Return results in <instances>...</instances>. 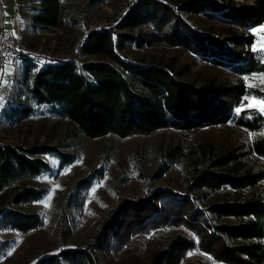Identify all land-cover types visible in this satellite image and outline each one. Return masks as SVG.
I'll return each instance as SVG.
<instances>
[{
  "label": "trees",
  "instance_id": "16d2710c",
  "mask_svg": "<svg viewBox=\"0 0 264 264\" xmlns=\"http://www.w3.org/2000/svg\"><path fill=\"white\" fill-rule=\"evenodd\" d=\"M39 1L32 26L68 30L62 0ZM262 24L264 0H177L176 5L135 0L114 26L89 30L67 58L49 57L40 64L22 53L18 87L1 111L0 121L7 126L48 116L71 122L87 139L151 135L161 129L186 133L217 125L250 136L246 150L205 141L189 153L180 143L170 145L162 153L165 171L189 157L182 192L158 188L148 197L122 200L91 245L36 264H104L101 249L110 241L166 227L188 233L171 237L144 264H182L194 250L221 264H264V167L252 159L264 160V113L257 108L237 112L249 98L264 99V90L249 81L264 75V58L252 50V31ZM162 44L195 60L153 56L132 61L124 54ZM198 60L232 78H203L193 70ZM44 155L56 159L57 167ZM74 160L60 146L0 141V200L5 202L0 225L21 233L40 228L41 215L19 207L42 197L44 189L32 182L61 172ZM125 264L138 263L134 257Z\"/></svg>",
  "mask_w": 264,
  "mask_h": 264
},
{
  "label": "rangeland",
  "instance_id": "374dc122",
  "mask_svg": "<svg viewBox=\"0 0 264 264\" xmlns=\"http://www.w3.org/2000/svg\"><path fill=\"white\" fill-rule=\"evenodd\" d=\"M134 1L62 0L70 24L68 30H48L32 26V15L42 6L39 0H0V44L2 39L13 36L16 42L25 46L16 49L17 56L0 61V118L4 104L14 98L18 87L22 64L19 58L22 53L40 64L49 57L67 58L89 30L114 26ZM163 1L173 5L177 3V0ZM261 26L252 31L256 36L252 50L264 58V50L260 47L264 42V32L254 31ZM7 51H10L9 48ZM124 54L132 61H149L153 56H178L180 63L195 60L192 55H181L177 48L163 44L133 47ZM193 70L203 78H232V74L225 70L199 60ZM262 78L264 75H254L249 81L264 90ZM259 101L264 99L249 98L247 105L240 109L254 108L251 105ZM249 137L243 130L217 125L186 133L161 129L151 135L126 138L107 135L87 139L78 134L74 124L54 117L32 118L11 127L0 121L1 142L26 147L50 144L75 155L74 162L61 172L55 171L32 182L44 189L42 197L19 207L25 212L40 214L43 220L40 228L21 233L0 225V264H36L50 255L89 246L109 211L120 201L148 197L158 188H173L182 192L188 179L189 157L165 171L161 168L162 153L170 145L180 143L189 153L199 142L205 141L237 145L246 150ZM43 158L57 167L58 161L53 157L44 155ZM252 159L258 162V166L264 167V160ZM260 186L264 188V180ZM217 197L224 196L218 194ZM4 204L0 200V209ZM179 233L188 231L180 227H166L145 236L130 235L127 241L120 243L110 241L106 250L101 249L103 262L125 264L135 257L138 264H144L154 250L163 247ZM202 263L221 264L200 250L190 252L182 264Z\"/></svg>",
  "mask_w": 264,
  "mask_h": 264
},
{
  "label": "built area",
  "instance_id": "2783aa9c",
  "mask_svg": "<svg viewBox=\"0 0 264 264\" xmlns=\"http://www.w3.org/2000/svg\"><path fill=\"white\" fill-rule=\"evenodd\" d=\"M20 47L24 48L25 46L21 42L20 43L16 42L13 36L6 39H2L0 44V61L8 60L10 59L11 56L13 57L17 56L18 53L16 52V49ZM8 48L10 51H7ZM4 52H6L7 54L4 55ZM19 62H21V58H19Z\"/></svg>",
  "mask_w": 264,
  "mask_h": 264
},
{
  "label": "snow or ice",
  "instance_id": "6c2138e0",
  "mask_svg": "<svg viewBox=\"0 0 264 264\" xmlns=\"http://www.w3.org/2000/svg\"><path fill=\"white\" fill-rule=\"evenodd\" d=\"M254 31L264 32V26H261L259 30H254ZM260 47L261 50H264V42L261 43ZM261 82H264V78H262ZM251 107L258 108L261 113H264V101H259L256 104H252ZM242 110L243 109H237V112H240Z\"/></svg>",
  "mask_w": 264,
  "mask_h": 264
},
{
  "label": "crops",
  "instance_id": "0c3cea01",
  "mask_svg": "<svg viewBox=\"0 0 264 264\" xmlns=\"http://www.w3.org/2000/svg\"><path fill=\"white\" fill-rule=\"evenodd\" d=\"M13 0H9V2H12Z\"/></svg>",
  "mask_w": 264,
  "mask_h": 264
}]
</instances>
